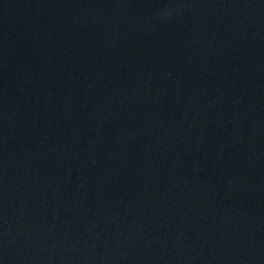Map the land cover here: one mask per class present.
Here are the masks:
<instances>
[{
    "label": "water",
    "instance_id": "1",
    "mask_svg": "<svg viewBox=\"0 0 264 264\" xmlns=\"http://www.w3.org/2000/svg\"><path fill=\"white\" fill-rule=\"evenodd\" d=\"M0 264H264V0H0Z\"/></svg>",
    "mask_w": 264,
    "mask_h": 264
}]
</instances>
